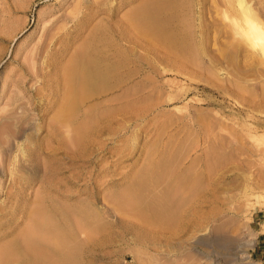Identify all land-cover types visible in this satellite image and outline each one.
<instances>
[{
  "label": "rangeland",
  "instance_id": "1",
  "mask_svg": "<svg viewBox=\"0 0 264 264\" xmlns=\"http://www.w3.org/2000/svg\"><path fill=\"white\" fill-rule=\"evenodd\" d=\"M238 1L0 0V264H264V57L237 39L264 0ZM193 183L205 228L160 236Z\"/></svg>",
  "mask_w": 264,
  "mask_h": 264
},
{
  "label": "bare ground",
  "instance_id": "2",
  "mask_svg": "<svg viewBox=\"0 0 264 264\" xmlns=\"http://www.w3.org/2000/svg\"><path fill=\"white\" fill-rule=\"evenodd\" d=\"M240 2V4H244L243 0L238 1ZM158 8V7H157ZM244 11V16L248 13L251 12L250 9L246 8ZM246 12V14H245ZM149 14V13H148ZM147 14V16H148ZM158 14V13H157ZM247 14V15H248ZM251 14V13H250ZM249 14V15H250ZM246 15V16H247ZM249 15L247 16V23L245 21V24L247 25H252L251 27L252 30L247 31V35H245L246 38L248 39H252L254 37H256L259 34V29L257 28L256 22L254 23V21H252V19H250ZM151 17V15H149ZM148 17V18H150ZM253 17V15H252ZM160 20V19H159ZM148 21V20H147ZM157 22V21H156ZM169 37V36H168ZM167 38V37H166ZM172 38V37H171ZM169 39V38H168ZM166 40V39H165ZM171 40V39H170ZM174 41V39H173ZM146 113V112H145ZM190 171V170H189ZM184 179V178H183ZM199 179V178H198ZM181 181V180H180ZM218 181V180H217ZM179 182V181H178ZM194 182V181H193ZM199 183V182H198ZM197 183V184H198ZM187 184V183H186ZM191 184V183H189ZM192 187V191L191 193L189 192V195L187 196H181L179 198H175L174 196H170V194L166 197H163V199L161 200L160 204L158 205V207L154 210L156 213V222L158 223L157 225H159V229L157 231H159L160 236L163 235V232L166 227L168 228H175L178 227L179 230L177 232V234H181L184 236H187L190 233L193 232H198L200 230H203L205 228V221H204V217L202 215V212L204 213V209L208 207V205L212 202L216 201V194L220 191V189H216L215 187H211V190L209 189V191H205V195L201 197V203L200 205L196 206V207H192V206H188L190 204V202H192L191 199H193V196H195L194 194L198 193L195 190H197V188L199 187L197 185V187L194 185ZM190 186V187H191ZM201 188V187H200ZM201 190V189H200ZM200 192V191H199ZM207 193V194H206ZM178 194V193H176ZM188 194V193H187ZM202 194V193H200ZM197 195V194H196ZM199 195V194H198ZM200 196V195H199ZM171 197L175 198L172 199ZM195 198V197H194ZM133 200V199H132ZM188 204V205H187ZM188 206L185 209L184 206ZM215 206V205H214ZM213 207V206H212ZM214 208V207H213ZM183 210V211H182ZM182 211V213H181ZM193 212L196 214L197 218L192 220L193 218L190 219V214L189 212ZM194 215V214H193ZM155 216V215H154ZM154 218V217H153ZM175 226V227H174ZM146 227V226H145ZM45 228V227H44ZM54 233V232H53ZM58 235V233H57ZM33 238V237H32ZM53 239V238H52ZM171 241V240H170ZM58 243V242H57ZM60 243V242H59ZM195 244H203L201 241H197ZM203 246V245H202ZM175 249V248H174ZM40 256V255H39ZM46 259V258H45ZM59 264V263H58Z\"/></svg>",
  "mask_w": 264,
  "mask_h": 264
},
{
  "label": "clouds",
  "instance_id": "3",
  "mask_svg": "<svg viewBox=\"0 0 264 264\" xmlns=\"http://www.w3.org/2000/svg\"><path fill=\"white\" fill-rule=\"evenodd\" d=\"M256 25L259 29V34L256 37L248 39L243 36H238L237 39L243 40L250 51L258 56L264 57V22L257 21Z\"/></svg>",
  "mask_w": 264,
  "mask_h": 264
},
{
  "label": "crops",
  "instance_id": "4",
  "mask_svg": "<svg viewBox=\"0 0 264 264\" xmlns=\"http://www.w3.org/2000/svg\"><path fill=\"white\" fill-rule=\"evenodd\" d=\"M259 216L260 215L258 214H254L253 222L261 224L263 220L260 219ZM258 230H260V226ZM253 255L255 256V258L264 263V231H258L256 234V244L253 249Z\"/></svg>",
  "mask_w": 264,
  "mask_h": 264
}]
</instances>
